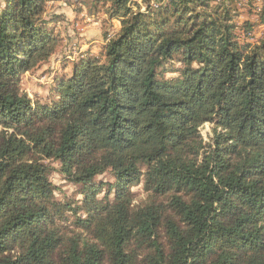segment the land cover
I'll use <instances>...</instances> for the list:
<instances>
[{
    "label": "trees",
    "instance_id": "16d2710c",
    "mask_svg": "<svg viewBox=\"0 0 264 264\" xmlns=\"http://www.w3.org/2000/svg\"><path fill=\"white\" fill-rule=\"evenodd\" d=\"M158 1L89 0L121 29L45 103L20 86L61 46L45 0L0 9V264H264V34L242 43L237 0Z\"/></svg>",
    "mask_w": 264,
    "mask_h": 264
},
{
    "label": "rangeland",
    "instance_id": "374dc122",
    "mask_svg": "<svg viewBox=\"0 0 264 264\" xmlns=\"http://www.w3.org/2000/svg\"><path fill=\"white\" fill-rule=\"evenodd\" d=\"M142 5L141 9L145 10L146 5L142 0H136ZM89 0H45V17L49 20L55 33L61 38V46L58 52L54 54L50 61L42 64L34 69H27L21 72L20 86L34 102L45 103L57 94L52 90L57 76H64L73 72V64L64 65L62 60L67 54L71 60H77L83 55L99 54L102 44L107 39L115 35L121 29V21L112 18L106 11L107 5H103L101 9L91 10L88 5ZM152 6H159L158 0H152ZM6 5V0H0V9ZM234 7L233 22L239 26H243L245 21L252 24L251 29L243 27L237 30L242 43H255L264 34V23L261 22L260 15L263 6L262 0H237ZM135 9L137 7H134ZM238 13V14H237ZM107 34V39L106 35ZM201 132L204 139L208 141L212 134V124L206 123ZM56 168L50 172V179L56 186L55 199L70 201L72 206L83 205L84 192L83 185L72 183L58 170V164L54 163ZM114 176L111 171H107L94 178V181L113 182ZM144 178L132 187V191L136 193V200L139 202L143 196ZM103 192L97 198L102 199L106 196L108 189L105 185ZM113 193L111 194V197ZM85 212L81 211L80 215Z\"/></svg>",
    "mask_w": 264,
    "mask_h": 264
}]
</instances>
